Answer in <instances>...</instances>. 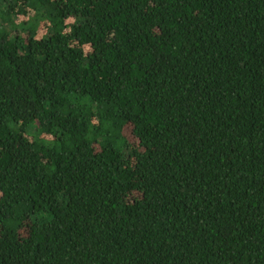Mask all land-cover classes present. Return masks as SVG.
I'll return each mask as SVG.
<instances>
[{
	"label": "trees",
	"instance_id": "obj_1",
	"mask_svg": "<svg viewBox=\"0 0 264 264\" xmlns=\"http://www.w3.org/2000/svg\"><path fill=\"white\" fill-rule=\"evenodd\" d=\"M0 264H264V0H0Z\"/></svg>",
	"mask_w": 264,
	"mask_h": 264
}]
</instances>
